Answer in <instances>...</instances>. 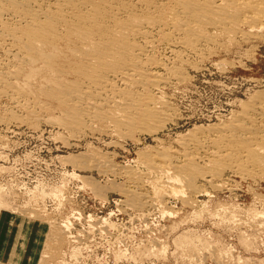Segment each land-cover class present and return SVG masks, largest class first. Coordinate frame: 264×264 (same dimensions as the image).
Wrapping results in <instances>:
<instances>
[{"label": "rangeland", "instance_id": "1", "mask_svg": "<svg viewBox=\"0 0 264 264\" xmlns=\"http://www.w3.org/2000/svg\"><path fill=\"white\" fill-rule=\"evenodd\" d=\"M6 10L0 17V210L42 225L37 264H264V178L225 170L220 187L197 179L201 192L185 189L184 196L181 181L143 159L166 147L180 151L182 136L231 120L243 102L264 91V28L247 38L208 27L195 48L155 43L152 53L164 66L154 69L170 80L154 96L171 114L155 132L125 135L88 118L70 132L59 122L64 109L4 88L3 75L24 60L2 29L20 24ZM173 68L179 76L166 72ZM53 78L39 69L33 92ZM98 154L103 166L85 163ZM155 181H161L159 199ZM130 192L152 198L140 205Z\"/></svg>", "mask_w": 264, "mask_h": 264}, {"label": "bare ground", "instance_id": "2", "mask_svg": "<svg viewBox=\"0 0 264 264\" xmlns=\"http://www.w3.org/2000/svg\"><path fill=\"white\" fill-rule=\"evenodd\" d=\"M0 3V17L3 9H7L19 18L17 28L2 29L12 35L18 45L17 54L24 57L17 70L3 75L4 88L34 94L45 105L61 107L65 115L59 122L70 132H79L84 127V118L96 124L110 123L115 132L130 136L136 131L155 132L171 119L168 109L158 105L165 101L159 98L158 102L154 96V91L170 78L154 69L164 66L152 53L155 43L178 41L195 48L207 37L204 31L208 27L221 33L239 32L247 38L264 28V0H0ZM39 69L56 78L49 84L40 82L33 92L32 82ZM166 72L179 76L174 68ZM205 131L213 132V136L204 138L201 135ZM180 144V151L166 147L147 153L143 159L152 170L171 173L172 178L181 181L185 187L179 188L181 195L185 196V189L200 193L203 188L195 182L197 179L220 187L225 170L264 178V91L243 102L231 120L206 129L196 127L181 137ZM92 157L85 161L88 166L95 162L104 165L105 160L99 154ZM201 157L205 160L203 166L196 161ZM125 173L131 179H139L132 170ZM158 182L155 181L154 195L159 199L162 196L157 188L161 181ZM128 195L142 200L140 205L152 198L141 192ZM186 202L191 207L196 205L192 198Z\"/></svg>", "mask_w": 264, "mask_h": 264}, {"label": "crops", "instance_id": "3", "mask_svg": "<svg viewBox=\"0 0 264 264\" xmlns=\"http://www.w3.org/2000/svg\"><path fill=\"white\" fill-rule=\"evenodd\" d=\"M41 226L0 210V264H37L43 244Z\"/></svg>", "mask_w": 264, "mask_h": 264}]
</instances>
